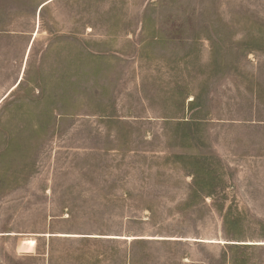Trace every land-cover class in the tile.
Here are the masks:
<instances>
[{
    "label": "rangeland",
    "instance_id": "374dc122",
    "mask_svg": "<svg viewBox=\"0 0 264 264\" xmlns=\"http://www.w3.org/2000/svg\"><path fill=\"white\" fill-rule=\"evenodd\" d=\"M0 264H264V0H0Z\"/></svg>",
    "mask_w": 264,
    "mask_h": 264
},
{
    "label": "trees",
    "instance_id": "16d2710c",
    "mask_svg": "<svg viewBox=\"0 0 264 264\" xmlns=\"http://www.w3.org/2000/svg\"><path fill=\"white\" fill-rule=\"evenodd\" d=\"M45 6H42L40 8V11L43 10ZM192 106L198 105V99L195 98L192 102H191ZM195 170L191 173L192 176H194V183H193V194L196 196V194L202 195V196H212L214 193V190L212 188H210L209 186H204L202 184L201 181V176L200 175H204V173L206 174V172H210V168L204 170V173H201L200 170L201 169V165H195ZM228 219V217H227ZM226 225H231L232 227H234L235 225H237V222H230L229 220H227Z\"/></svg>",
    "mask_w": 264,
    "mask_h": 264
}]
</instances>
